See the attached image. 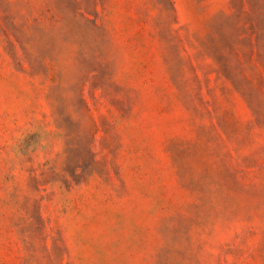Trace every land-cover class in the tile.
<instances>
[{
  "label": "rangeland",
  "instance_id": "rangeland-1",
  "mask_svg": "<svg viewBox=\"0 0 264 264\" xmlns=\"http://www.w3.org/2000/svg\"><path fill=\"white\" fill-rule=\"evenodd\" d=\"M0 264H264V0H0Z\"/></svg>",
  "mask_w": 264,
  "mask_h": 264
}]
</instances>
